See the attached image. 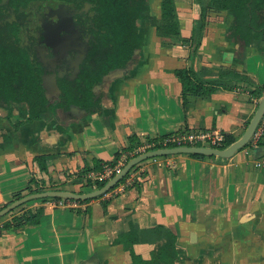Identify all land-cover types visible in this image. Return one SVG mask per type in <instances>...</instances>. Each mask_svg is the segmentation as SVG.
Listing matches in <instances>:
<instances>
[{"label": "crops", "instance_id": "crops-1", "mask_svg": "<svg viewBox=\"0 0 264 264\" xmlns=\"http://www.w3.org/2000/svg\"><path fill=\"white\" fill-rule=\"evenodd\" d=\"M174 3L180 34H157L160 0H149L148 15L137 20L138 55L93 87L98 110L74 116L59 108L49 119L27 121L26 104L10 111L0 106V206L29 189L92 190L84 182L102 164L121 168L171 134L241 135L259 98L251 91L264 85L260 42L245 45L239 33L227 37L224 16L205 11L194 68L204 70L205 79H215L222 67L247 80L206 97L189 95L184 107L173 69L190 62L191 46L180 37L191 36L202 9L197 0ZM130 135L139 140L132 150L126 149ZM257 159L264 160V135L226 158L173 153L144 159L114 188L70 206H53L51 197L28 200L0 219V264H135L133 254L140 264H264V166L255 165ZM38 206V223L3 225ZM171 234L175 255L152 256Z\"/></svg>", "mask_w": 264, "mask_h": 264}, {"label": "trees", "instance_id": "trees-1", "mask_svg": "<svg viewBox=\"0 0 264 264\" xmlns=\"http://www.w3.org/2000/svg\"><path fill=\"white\" fill-rule=\"evenodd\" d=\"M92 3L95 9L96 21L100 28L104 29L102 37H107L110 45L105 44L106 52L100 59L98 66L93 68L89 66L83 77L84 84L76 85L63 83L60 88L58 100H53L45 95V89L42 86L39 68H34L23 51L8 48V44L0 43V106L10 111L12 108L24 103L27 106V116L25 120L49 119L57 105L67 107L70 103H75L85 108V113L99 109L100 95L94 93L93 87L96 84L103 83V76L116 68L126 67L129 60L136 57L138 49L143 43V34L138 30L137 20L149 13V0H86ZM201 6L202 13L195 19L192 28V34L189 38H181L183 43H188L190 47V62L184 67L173 69L174 75L181 83V103L184 107L188 102V96H209L218 88L231 86L234 82L247 80L243 74L230 69L219 68L215 79H205L206 73L202 69H196L193 66L192 59L197 55V47L200 44L203 30L205 27L206 15L204 12L211 11L222 14L223 20L226 19V28L229 31L227 37L234 38V35L240 34L242 43L247 45L254 41H259V52H264V0H197ZM207 20V19H206ZM225 21V20H224ZM155 30L157 34H180L178 17L174 0H160V16L156 21ZM236 39L235 41H238ZM41 79V80H40ZM264 91V85L253 89L256 95ZM248 122V121H247ZM223 140L220 147H225L236 139L231 133H223ZM156 138V137H155ZM148 138L149 141L158 139ZM130 146L126 149H134L139 140L134 135L129 136ZM167 145L175 146L174 143ZM163 147V144L156 142L146 149ZM196 157H208L202 153H189ZM117 152L113 157V162L119 157ZM45 157H37L41 169H45L43 164ZM128 172L123 178L126 177ZM123 178L121 180H123ZM77 178L73 182H79ZM107 179H86V186H95V188L105 183ZM120 180V181H121ZM119 181V182H120ZM118 182V183H119ZM118 183H116L114 188ZM43 188L29 189V192L42 190ZM109 189V190H110ZM103 194V193H102ZM102 194L98 195L101 196ZM20 193L15 195V199ZM21 197V196H20ZM97 197V196H96ZM50 197H43L45 200ZM58 198V197H51ZM87 200V199H85ZM5 205H1L3 207ZM14 209V208H13ZM43 212V207L38 206L34 209H27L19 214L12 215L10 219L3 222L6 228L20 227L26 224H36ZM8 213V212H7ZM4 214L0 216L2 219ZM172 235V234H171ZM176 238L169 236V240L159 251L152 253V256L160 253L162 258H171L175 255ZM133 256V262L140 264L142 261L138 256ZM160 257V259H162Z\"/></svg>", "mask_w": 264, "mask_h": 264}, {"label": "flooded vegetation", "instance_id": "flooded-vegetation-1", "mask_svg": "<svg viewBox=\"0 0 264 264\" xmlns=\"http://www.w3.org/2000/svg\"><path fill=\"white\" fill-rule=\"evenodd\" d=\"M103 32L86 0H0V43L23 51L39 68L48 86L45 95L53 100H58L60 85H83L86 69L98 66L105 44L110 45ZM53 79L58 89L49 87ZM58 107L65 114L85 113L75 103L57 105L54 112Z\"/></svg>", "mask_w": 264, "mask_h": 264}, {"label": "water", "instance_id": "water-1", "mask_svg": "<svg viewBox=\"0 0 264 264\" xmlns=\"http://www.w3.org/2000/svg\"><path fill=\"white\" fill-rule=\"evenodd\" d=\"M131 60L132 59H130L129 62ZM129 62L127 66L129 65ZM126 67L116 68L109 71L107 74L103 76V80L107 79V77L109 75H112L113 72L123 71L124 69H126ZM42 86L44 87L46 92L48 90V86L46 85V82H44V80H42ZM49 87H55L58 89V85L56 84L55 79L51 81ZM263 112H264V91L260 94L256 107L251 117L249 118L241 135L238 138H236L234 141H232L230 144L226 145L225 147H212L206 145H178V146H167V147H158V148L149 149L147 151L132 156L121 166V168L118 171H116L108 180H106L105 183H103L101 186L97 188L85 192H75L68 189H49V190H42V191L28 193L14 199L10 203L1 207L0 216L6 214L13 208L17 207L18 205L35 198L63 197V198L85 200L98 196L102 193H105L116 183H118L134 165L150 157L173 154V153H202L205 155H214L221 158L230 157L236 150L242 148L250 141L251 136L257 124L259 123Z\"/></svg>", "mask_w": 264, "mask_h": 264}, {"label": "built area", "instance_id": "built-area-1", "mask_svg": "<svg viewBox=\"0 0 264 264\" xmlns=\"http://www.w3.org/2000/svg\"><path fill=\"white\" fill-rule=\"evenodd\" d=\"M264 135V112L260 118L259 123L257 124L250 141L253 144H256L257 141ZM223 132L218 130H206V131H188L182 134H171L162 138L161 143H174L175 146L178 145H206L212 147H220L223 140ZM155 160V158H153ZM255 165L264 166V160L257 159L255 160ZM120 167L114 166L110 163H104L100 168L96 169L91 173L92 179H107L111 177ZM75 199L72 198H52L51 205L66 207L73 204L72 202Z\"/></svg>", "mask_w": 264, "mask_h": 264}, {"label": "rangeland", "instance_id": "rangeland-1", "mask_svg": "<svg viewBox=\"0 0 264 264\" xmlns=\"http://www.w3.org/2000/svg\"><path fill=\"white\" fill-rule=\"evenodd\" d=\"M59 107L61 108V106H59ZM59 107H58V108H59Z\"/></svg>", "mask_w": 264, "mask_h": 264}]
</instances>
